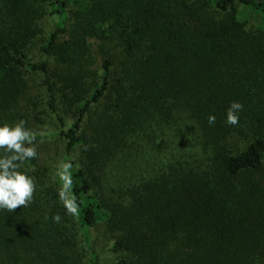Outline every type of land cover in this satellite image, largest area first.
<instances>
[{
	"label": "trees",
	"instance_id": "trees-1",
	"mask_svg": "<svg viewBox=\"0 0 264 264\" xmlns=\"http://www.w3.org/2000/svg\"><path fill=\"white\" fill-rule=\"evenodd\" d=\"M29 74L53 131L22 104ZM19 120L37 191L0 210V264H100L99 225L108 264H264V0H0V124ZM69 162L76 216L57 195Z\"/></svg>",
	"mask_w": 264,
	"mask_h": 264
},
{
	"label": "clouds",
	"instance_id": "clouds-1",
	"mask_svg": "<svg viewBox=\"0 0 264 264\" xmlns=\"http://www.w3.org/2000/svg\"><path fill=\"white\" fill-rule=\"evenodd\" d=\"M243 110L242 103L231 102L227 109L225 123L229 126L238 125L239 114ZM215 123L216 116L209 114L208 124L211 126ZM38 156L35 136L26 127V121L0 124V210L14 212L18 207H28L34 201L37 191L36 182L32 176L21 169L27 161L37 159ZM71 169L72 164L69 162L63 164L58 172L62 183L57 195L66 214L76 216L79 214V204L70 192L73 184ZM51 219L55 223H60L62 217L55 214Z\"/></svg>",
	"mask_w": 264,
	"mask_h": 264
},
{
	"label": "rangeland",
	"instance_id": "rangeland-1",
	"mask_svg": "<svg viewBox=\"0 0 264 264\" xmlns=\"http://www.w3.org/2000/svg\"><path fill=\"white\" fill-rule=\"evenodd\" d=\"M56 20L55 16H50L46 18L45 23V30L48 32L52 29L54 22ZM41 40L42 37L37 40L31 47H30V56L33 60H45L48 59L46 55L43 54L41 50ZM28 77V91L25 94V97L23 99L22 104L28 105L29 101H38L41 102V106L39 107V110L44 112L43 116L45 117L48 125V129H46L48 132L53 131L56 126V118L53 114H51L47 109V100H48V92L46 91L45 85L43 84V80L40 74H29ZM68 122H70V119H68ZM44 127L42 128V130ZM51 129V130H50ZM51 149V152L53 156L57 160L62 158L64 153V147L65 143L62 141V139L59 136H54L51 138L50 144L48 145ZM104 226L99 225L98 227H94L93 229V235L96 237L97 242L96 246L99 249L101 260L100 264H108L112 259L111 252L108 250L107 243L103 240L102 233H103Z\"/></svg>",
	"mask_w": 264,
	"mask_h": 264
}]
</instances>
